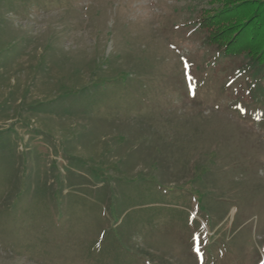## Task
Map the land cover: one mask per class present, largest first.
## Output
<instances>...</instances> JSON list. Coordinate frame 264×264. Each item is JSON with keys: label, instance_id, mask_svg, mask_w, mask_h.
Listing matches in <instances>:
<instances>
[{"label": "rangeland", "instance_id": "1", "mask_svg": "<svg viewBox=\"0 0 264 264\" xmlns=\"http://www.w3.org/2000/svg\"><path fill=\"white\" fill-rule=\"evenodd\" d=\"M209 1L0 0V264H101L126 211L121 264L264 261V65Z\"/></svg>", "mask_w": 264, "mask_h": 264}, {"label": "trees", "instance_id": "2", "mask_svg": "<svg viewBox=\"0 0 264 264\" xmlns=\"http://www.w3.org/2000/svg\"><path fill=\"white\" fill-rule=\"evenodd\" d=\"M196 23L204 33V41L214 47L217 54L224 57L242 55L248 58L250 64L264 65V0H210L208 7L200 9ZM105 85L106 83L95 84L91 93L83 94L82 99L72 98L64 106L90 104L94 94L101 91ZM133 184L134 182L128 178L123 181V186L125 185L126 188ZM143 188H151L150 181L143 184ZM146 204L154 203L146 202ZM153 209L157 210L158 207L151 208ZM134 220L126 211L112 235L107 230L101 242L95 240V243L91 245V249L95 248L98 254L95 258L99 259L101 264H106L101 257L108 250H112L114 264H121L124 260L130 259L132 254L122 240L127 238L128 229ZM59 221V218L55 221L57 226L60 225ZM35 246L34 239L28 240L26 251L35 249Z\"/></svg>", "mask_w": 264, "mask_h": 264}, {"label": "snow or ice", "instance_id": "3", "mask_svg": "<svg viewBox=\"0 0 264 264\" xmlns=\"http://www.w3.org/2000/svg\"><path fill=\"white\" fill-rule=\"evenodd\" d=\"M196 250L199 251V248H197ZM261 264H264V261H262Z\"/></svg>", "mask_w": 264, "mask_h": 264}]
</instances>
